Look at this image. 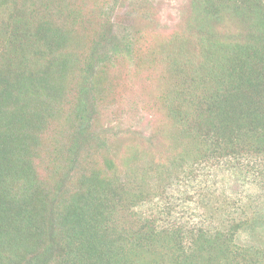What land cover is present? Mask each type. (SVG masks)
<instances>
[{
  "label": "trees",
  "instance_id": "obj_1",
  "mask_svg": "<svg viewBox=\"0 0 264 264\" xmlns=\"http://www.w3.org/2000/svg\"><path fill=\"white\" fill-rule=\"evenodd\" d=\"M42 1L50 2L0 3L8 10L0 16V264H264V251L237 243L241 222L210 229L167 209L136 211L151 193L136 173L112 172V163L70 186L82 149L97 142L91 123L105 66L133 50L109 22L84 18L74 0ZM257 1L264 0H192L194 34L175 36L167 48L153 107L164 115L172 176L190 164L264 162V3ZM67 79L73 135L67 149L59 136L47 144L62 161L41 176L43 129Z\"/></svg>",
  "mask_w": 264,
  "mask_h": 264
},
{
  "label": "rangeland",
  "instance_id": "obj_2",
  "mask_svg": "<svg viewBox=\"0 0 264 264\" xmlns=\"http://www.w3.org/2000/svg\"><path fill=\"white\" fill-rule=\"evenodd\" d=\"M34 2L42 0H0ZM192 0H74L85 18L109 22L120 38L131 43L133 51H125L105 66L107 77L97 84L91 130L97 142L87 144L80 153V165L73 187L83 185V175L108 169L120 174L136 173L150 201L136 211L146 215L162 209L170 217L210 229H228L231 223L241 222L236 231L237 243L264 251V170L262 159H231L196 166L185 165L178 176L169 174L172 147L166 132L162 112L154 107L157 80L162 78L167 48L179 34H194ZM264 3V1H257ZM20 4V3H19ZM0 5V16L7 15ZM12 11V10H11ZM10 11V12H11ZM236 25L232 28L236 29ZM170 42V44H169ZM185 60L188 57H184ZM194 61V60H193ZM164 62V64H163ZM195 62V61H194ZM168 69V67L166 68ZM107 79V80H106ZM73 79L61 83L63 98L57 111L43 129L40 154L35 159L38 174L48 176L52 161H57L45 149L59 136V143L67 149L73 135L68 121L72 117L71 98ZM74 83L73 86H76ZM191 151L190 153H192ZM53 156H55L53 154ZM58 161H62L59 158ZM179 161V160H178ZM111 165V164H110ZM163 212H165L163 210Z\"/></svg>",
  "mask_w": 264,
  "mask_h": 264
}]
</instances>
